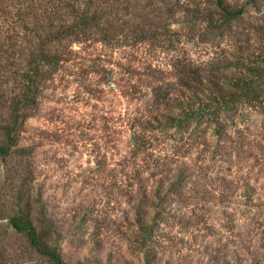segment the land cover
Returning <instances> with one entry per match:
<instances>
[{
	"label": "rangeland",
	"instance_id": "obj_1",
	"mask_svg": "<svg viewBox=\"0 0 264 264\" xmlns=\"http://www.w3.org/2000/svg\"><path fill=\"white\" fill-rule=\"evenodd\" d=\"M52 1L0 0V264H264V0Z\"/></svg>",
	"mask_w": 264,
	"mask_h": 264
},
{
	"label": "trees",
	"instance_id": "obj_2",
	"mask_svg": "<svg viewBox=\"0 0 264 264\" xmlns=\"http://www.w3.org/2000/svg\"><path fill=\"white\" fill-rule=\"evenodd\" d=\"M54 1L56 2H63V0H53L51 3L54 6ZM227 16L232 14L229 10L226 9ZM84 25V23L82 24ZM72 27H67L66 29L63 30H56L54 31L53 35L56 37L57 35L69 33L71 31ZM30 30V28H29ZM5 52V50H4ZM49 55L46 53L40 54V59L39 60H33L31 61V64H35L36 61L45 62L48 60ZM33 68L30 66V68L27 70L25 76V91L20 93L19 96H17L16 100L13 102L12 101V106L10 107V113H9V120L10 123L7 124L6 126L2 127L3 135H4V140L5 144L0 146V153L1 154H6L7 153V148L9 146H13L16 143V136L19 131L20 127V119L23 118L25 114V107L30 105L31 103L34 102L35 100V83L37 80L36 74L32 71ZM8 224L11 226L14 230L18 232H24L27 234L31 244L43 255H46L50 258H52L53 262L55 264H65L63 261H61L60 257L53 252L49 247L45 246L44 242L41 241L42 237L39 236L36 233V230L32 223L24 218L21 217H15L12 216L8 219Z\"/></svg>",
	"mask_w": 264,
	"mask_h": 264
}]
</instances>
